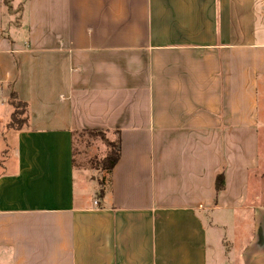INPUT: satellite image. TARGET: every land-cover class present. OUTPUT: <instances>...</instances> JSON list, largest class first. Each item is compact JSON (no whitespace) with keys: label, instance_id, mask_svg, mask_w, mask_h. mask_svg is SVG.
<instances>
[{"label":"crops","instance_id":"0c3cea01","mask_svg":"<svg viewBox=\"0 0 264 264\" xmlns=\"http://www.w3.org/2000/svg\"><path fill=\"white\" fill-rule=\"evenodd\" d=\"M262 90L264 0H0V264H264Z\"/></svg>","mask_w":264,"mask_h":264},{"label":"rangeland","instance_id":"374dc122","mask_svg":"<svg viewBox=\"0 0 264 264\" xmlns=\"http://www.w3.org/2000/svg\"><path fill=\"white\" fill-rule=\"evenodd\" d=\"M264 99V90L260 91V100ZM20 113L22 109L18 110ZM24 116L21 114L19 115L20 119H24ZM264 123V121H263ZM262 123V124H263ZM264 125V124H263ZM116 138L112 135H108L107 133H103L101 136L95 134V136H82L77 137L76 144H75V164L78 170H82V168H95L97 171H101L99 174L102 181L106 179L107 172L101 170V163L106 157L108 151L111 150L112 146L116 143ZM260 149L261 154L264 155V128L261 127L260 130ZM92 172L94 175L96 174L95 171ZM91 173V174H93ZM98 175V174H97ZM98 175V176H99ZM104 178V179H103ZM251 179H253V184L256 182L255 178L251 174ZM252 186V185H251ZM233 221V220H232ZM253 221L251 216H247L245 218H236L232 222L231 225V234L229 233L227 237L229 239L233 238V241H236L237 248L241 245L246 244L249 239L251 238L252 228H253ZM234 232L236 234H234ZM215 251V246L214 250Z\"/></svg>","mask_w":264,"mask_h":264},{"label":"trees","instance_id":"16d2710c","mask_svg":"<svg viewBox=\"0 0 264 264\" xmlns=\"http://www.w3.org/2000/svg\"><path fill=\"white\" fill-rule=\"evenodd\" d=\"M13 104H14L16 110L12 116L11 126L19 129L26 123L25 119L19 118V115L20 116H21V114L24 115V113L26 112V109H25L26 106L23 103H19L17 101H13ZM20 109H22L21 113H20V111H18ZM87 133L93 137V136H95V134H98L101 136L105 132L87 131ZM115 142L116 143L112 146L111 150L108 151L106 157L104 158V160L101 163L100 169L103 171L110 172L115 167V165L117 164V162L120 159V155H121L120 154V142H118V140H116ZM222 187H223V177L219 176L217 178V188H218V190H220Z\"/></svg>","mask_w":264,"mask_h":264}]
</instances>
